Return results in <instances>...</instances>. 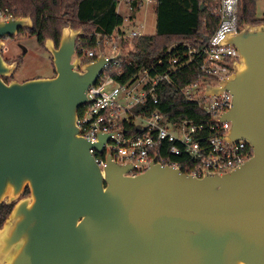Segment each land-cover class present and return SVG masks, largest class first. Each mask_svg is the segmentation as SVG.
<instances>
[{"label": "water", "instance_id": "95a60500", "mask_svg": "<svg viewBox=\"0 0 264 264\" xmlns=\"http://www.w3.org/2000/svg\"><path fill=\"white\" fill-rule=\"evenodd\" d=\"M31 28L29 16L0 20V204H13L0 226V264H264V23L220 41L237 59L204 92L230 93L224 140L245 141L252 155L199 177L156 158L145 169L117 162L108 149L100 166L90 149L103 152L122 130L98 131L91 143L77 114L120 53L82 61L83 30L67 24L57 47L44 41L53 76L5 81L17 61L3 58V38Z\"/></svg>", "mask_w": 264, "mask_h": 264}, {"label": "built area", "instance_id": "2783aa9c", "mask_svg": "<svg viewBox=\"0 0 264 264\" xmlns=\"http://www.w3.org/2000/svg\"><path fill=\"white\" fill-rule=\"evenodd\" d=\"M141 1L146 6L155 3V0ZM238 5L239 0H218L216 10L210 12L217 18L216 28L202 45L182 42L183 48L171 53L177 45L174 44L154 65L142 69L124 83L105 72L123 63V41L140 35L135 30L127 32L122 26L110 34L96 36L93 46L85 50L81 60L91 61L100 54L114 57L120 53L118 59L106 66L96 83L87 88L89 101L77 114L80 135L91 143L97 140L98 131L122 130L111 136L103 152L90 149L100 166L104 164V153L108 149L117 162L131 161L145 169L156 158L162 165L185 168L181 171L199 177L205 171L227 172L251 157L252 150L245 141L228 143L224 140L230 122L221 121L220 117L230 106V93L223 91L218 96L204 97L206 86H215L227 77L237 59V49L233 45L219 43L227 34L241 29L237 20ZM10 17H13L10 9L0 6V20ZM191 66H196L198 72L189 82L179 86L178 92L185 101L196 104L205 118L170 119L159 109H153L152 106L159 104L158 85L173 84L172 75ZM130 123L134 125V133L126 135L124 125Z\"/></svg>", "mask_w": 264, "mask_h": 264}, {"label": "trees", "instance_id": "16d2710c", "mask_svg": "<svg viewBox=\"0 0 264 264\" xmlns=\"http://www.w3.org/2000/svg\"><path fill=\"white\" fill-rule=\"evenodd\" d=\"M211 1L155 0V33L134 37L133 47L124 54L123 63L116 69H107L105 75H112L116 81L124 83L142 69L154 65L173 42L178 43L171 53L181 50L182 42L202 45L213 34L217 24V18L207 11V4ZM118 3L119 0H0V6L8 7L13 16L31 18L32 28L28 32L36 37L39 46L50 38L57 47L61 28L67 24L83 28V34L76 43V54L80 58H83L85 50L93 46L97 35L110 34L123 26L124 18L117 10ZM127 3L132 13L142 5L141 0H127ZM255 10L256 0H239L238 24L242 27L244 24L264 22V17H256ZM197 72L196 66L186 67L180 74L172 75L173 84L158 85L156 94L159 104L152 106L153 109H159L170 119L205 118L196 104L185 101L178 92V87L193 79ZM124 127L126 135L134 133L132 123ZM27 192L26 187L24 194ZM11 207L12 204H0V226Z\"/></svg>", "mask_w": 264, "mask_h": 264}, {"label": "rangeland", "instance_id": "374dc122", "mask_svg": "<svg viewBox=\"0 0 264 264\" xmlns=\"http://www.w3.org/2000/svg\"><path fill=\"white\" fill-rule=\"evenodd\" d=\"M217 1L218 0H212L210 3H208L207 11L209 12L215 11L217 8ZM153 6L154 5L151 4H149L148 6L142 4L138 11L132 13L129 10V5L127 3V0H119V5L117 8H118V12L124 18V23H123L124 29L127 32L131 30H135L139 35L155 33L156 16ZM255 13H256V17L258 18L264 17V0H256ZM72 28L78 29L81 27H77V28L72 27ZM81 29L83 30V28ZM15 41L16 39L12 41L11 39L5 40L3 38L4 43L2 47L5 50L2 53V55L4 58L6 59L8 58V60H10V61L5 60V61L7 63H12L13 61H17V65L13 70V73L11 76L8 77L7 81L10 79H14L19 82H22L36 77H51L54 75L52 57L49 51L44 47V43L43 46L36 45L34 39L30 40L27 37L21 35L19 37V41L22 42L24 47H26L27 49V51L24 52L21 47H18L15 44ZM177 43L178 42H173L169 44L168 47H171L172 45ZM122 47L124 48L123 50L124 53L130 50L133 47V38H126L122 43ZM15 57L19 59V62L18 60H11ZM210 82H213V80H210Z\"/></svg>", "mask_w": 264, "mask_h": 264}, {"label": "flooded vegetation", "instance_id": "af4514ba", "mask_svg": "<svg viewBox=\"0 0 264 264\" xmlns=\"http://www.w3.org/2000/svg\"><path fill=\"white\" fill-rule=\"evenodd\" d=\"M25 32V33H24ZM25 36V37H27L28 39H34V42L36 43V45H38V43H37V39H36V37L34 36V35H32L31 33H29L28 32V29H23V30H21V31H19L18 32V34L16 35V36H14V37H6V38H4L5 40H7V39H11L12 41L14 40V39H16V41H15V44L18 46V47H21L22 49H23V51L24 52H26L27 51V49H26V47H24V45H23V43L22 42H20L19 41V37L20 36ZM4 43V42H3ZM4 48L2 47V53L4 52ZM3 56V55H2ZM4 58V57H3ZM6 61H10V60H8V58L6 59V58H4ZM11 60H18V62H19V59L18 58H13V59H11ZM6 79H8V78H6ZM28 193V192H27ZM26 193V194H27ZM26 194H24L23 193V195H26ZM3 203H5V202H3ZM2 204V203H1Z\"/></svg>", "mask_w": 264, "mask_h": 264}, {"label": "crops", "instance_id": "0c3cea01", "mask_svg": "<svg viewBox=\"0 0 264 264\" xmlns=\"http://www.w3.org/2000/svg\"><path fill=\"white\" fill-rule=\"evenodd\" d=\"M118 5H119V3H118ZM118 7V6H117ZM117 10H118V8H117Z\"/></svg>", "mask_w": 264, "mask_h": 264}]
</instances>
